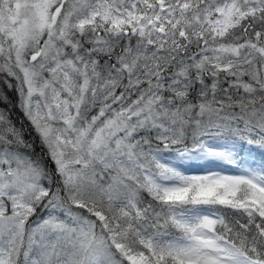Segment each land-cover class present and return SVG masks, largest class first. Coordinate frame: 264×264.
<instances>
[{
	"label": "snow or ice",
	"instance_id": "obj_1",
	"mask_svg": "<svg viewBox=\"0 0 264 264\" xmlns=\"http://www.w3.org/2000/svg\"><path fill=\"white\" fill-rule=\"evenodd\" d=\"M0 264H264V0H0Z\"/></svg>",
	"mask_w": 264,
	"mask_h": 264
},
{
	"label": "trees",
	"instance_id": "obj_2",
	"mask_svg": "<svg viewBox=\"0 0 264 264\" xmlns=\"http://www.w3.org/2000/svg\"><path fill=\"white\" fill-rule=\"evenodd\" d=\"M13 118L16 120L17 124L19 125L20 123H24L25 124V129H26V132H27V128H28V125H27V122L24 121V118L22 116L21 113H19V111H15L13 112ZM34 135V134H33ZM32 137L30 136L29 139H31ZM36 149H37V154H39L40 152V145H39V141L38 139L36 140Z\"/></svg>",
	"mask_w": 264,
	"mask_h": 264
}]
</instances>
